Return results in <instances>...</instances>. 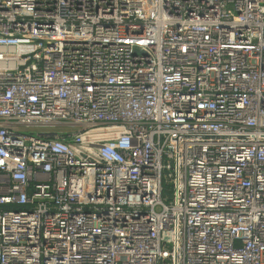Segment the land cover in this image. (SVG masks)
Segmentation results:
<instances>
[{"label":"built area","instance_id":"built-area-1","mask_svg":"<svg viewBox=\"0 0 264 264\" xmlns=\"http://www.w3.org/2000/svg\"><path fill=\"white\" fill-rule=\"evenodd\" d=\"M0 264H264V0H0Z\"/></svg>","mask_w":264,"mask_h":264},{"label":"rangeland","instance_id":"rangeland-1","mask_svg":"<svg viewBox=\"0 0 264 264\" xmlns=\"http://www.w3.org/2000/svg\"><path fill=\"white\" fill-rule=\"evenodd\" d=\"M37 130H39V129H37Z\"/></svg>","mask_w":264,"mask_h":264}]
</instances>
